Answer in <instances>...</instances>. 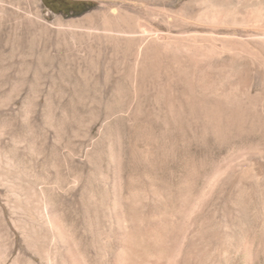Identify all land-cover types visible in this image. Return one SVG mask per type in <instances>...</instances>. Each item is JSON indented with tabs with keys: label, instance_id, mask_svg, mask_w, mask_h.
<instances>
[{
	"label": "rangeland",
	"instance_id": "374dc122",
	"mask_svg": "<svg viewBox=\"0 0 264 264\" xmlns=\"http://www.w3.org/2000/svg\"><path fill=\"white\" fill-rule=\"evenodd\" d=\"M70 1L0 0V264H264L263 86L189 45L193 0Z\"/></svg>",
	"mask_w": 264,
	"mask_h": 264
},
{
	"label": "bare ground",
	"instance_id": "6f19581e",
	"mask_svg": "<svg viewBox=\"0 0 264 264\" xmlns=\"http://www.w3.org/2000/svg\"><path fill=\"white\" fill-rule=\"evenodd\" d=\"M193 1L195 2V5L197 4L201 5V7L198 9V12L195 11V9H194L195 12L193 11L194 18L195 20H197L193 23L195 24V26L204 27L205 30L203 31L202 34L199 33L198 30L191 31L192 40H191V44L189 45L193 47V49H204V51H206L207 53L208 56L207 58L209 59V62L212 65L216 64V65H221L223 67L224 66L237 67L241 69L240 71H242L245 74L251 72L250 74H252L254 86L257 87L263 86L264 88V0H193ZM140 27L142 33L145 34L150 33L151 34L150 36L152 38L157 37L155 39H158L159 36L158 33L155 30L151 29L150 28L151 26L147 27L141 25ZM134 28L135 25H132L127 30H123L122 32H128V34L129 33L133 34L135 32ZM164 36L165 35H163L162 37ZM147 40L148 39L146 38H141L135 42L137 44V48L135 49H138L139 51L137 52V54L139 53V58H138L139 60L140 58L141 60L143 59L145 60V58L148 57L149 54V50L147 49L148 44L145 46ZM156 46L154 45L153 47L154 49L150 50L152 53L154 52V54L156 52ZM163 241H164V237H163ZM69 257L70 259H67L65 261L63 257L57 254V252H51L48 253L47 255V259L49 260V262L51 261L52 263L58 261H62V263L65 264L86 263V262L84 263V261L79 257H76L74 252H71ZM166 258L167 256L164 255L158 258L157 260H155L154 262H151L152 260L150 261L148 260V258H144V259L137 258L136 260L135 259L133 260L129 257L118 255L115 258L113 264H167ZM168 258L171 259V257ZM178 259H181V257L176 258L174 264H177L179 261H180L179 264H181L182 262H183L182 264H185L184 263L186 262L185 259L183 258L181 260Z\"/></svg>",
	"mask_w": 264,
	"mask_h": 264
},
{
	"label": "trees",
	"instance_id": "16d2710c",
	"mask_svg": "<svg viewBox=\"0 0 264 264\" xmlns=\"http://www.w3.org/2000/svg\"><path fill=\"white\" fill-rule=\"evenodd\" d=\"M44 4L54 12H62L66 15H80L93 7L92 2L70 0H44Z\"/></svg>",
	"mask_w": 264,
	"mask_h": 264
}]
</instances>
